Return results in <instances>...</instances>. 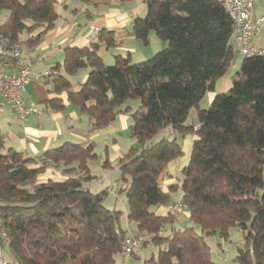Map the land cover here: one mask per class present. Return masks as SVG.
<instances>
[{
  "label": "trees",
  "instance_id": "1",
  "mask_svg": "<svg viewBox=\"0 0 264 264\" xmlns=\"http://www.w3.org/2000/svg\"><path fill=\"white\" fill-rule=\"evenodd\" d=\"M145 2L146 15L134 19L129 33L145 43L155 33L168 45L138 63L130 62V54L118 55L113 65L99 55L101 44L67 48V73L91 68L87 80L71 91V101L89 117L93 130L130 112L129 100L140 101L129 130L141 146L127 152L119 169L125 182L130 178L123 191L127 218L136 225L132 232H165L144 244L164 246L146 264H217L205 235L218 232L228 238L234 227L245 238L237 262L264 264V57L245 56L232 74L231 89L202 109L201 100L235 58L233 20L224 1ZM59 5L58 0H0V32L27 44L32 38L26 35L35 28L44 26L43 34L54 26ZM97 36L110 46L115 30L103 28ZM53 82L57 89L71 85L63 75ZM48 103L61 106L54 99ZM194 108L197 121L188 122ZM165 130L175 135L154 141ZM190 133L197 137L181 183L164 191L159 178L170 161L184 154L178 136ZM95 150V142H66L36 159L7 147L0 128V229L9 238L2 247L9 245L18 264H118L128 230L120 225L124 212L103 204L109 187L89 186ZM50 167L67 178L39 181ZM177 190L197 227H178L174 213L158 215L151 209L170 204Z\"/></svg>",
  "mask_w": 264,
  "mask_h": 264
},
{
  "label": "crops",
  "instance_id": "2",
  "mask_svg": "<svg viewBox=\"0 0 264 264\" xmlns=\"http://www.w3.org/2000/svg\"><path fill=\"white\" fill-rule=\"evenodd\" d=\"M58 2L60 4L58 9L59 17L54 26L42 34L44 26L41 25L26 35L32 39L26 44L23 59L31 65L34 73H43L52 69L57 75L67 77L71 85L57 89L53 80L46 81L32 77L25 86L23 92L24 101L29 105H36L42 110V113L38 115L32 114L24 121H16L12 117L10 105L2 106L0 107V128L5 135L7 147H12L17 151L23 152L26 156L36 159L40 158L45 151L59 147L66 142H95L97 147L100 142L105 140V143L101 144L106 145L105 153L108 158L104 161H109L107 167H104L106 170V168L112 167L115 161H118L117 164H119V161L128 152L122 148L120 138L125 131L129 130V126L132 123L131 113L134 109L127 113L118 114L116 119L108 126L93 130L89 117L80 113L70 98L71 91L79 89L80 85L87 80L91 68L83 67L74 75L67 73L63 67L65 53L67 48H82L90 46L92 43L101 44L98 47L99 55H101V51L110 53L112 47H115V50L133 53L137 48L141 47L143 42L141 43V39L129 32L134 19L146 15L147 4L145 0H92L90 4H84L80 0H58ZM62 2L67 5H62ZM256 14H264V0H257ZM91 26H96L99 30L103 28L115 30L114 44L109 46L104 42H100L97 36L99 30L91 29ZM253 43L257 45L264 44V31L253 39ZM231 44L235 58L230 68L236 71L240 68L245 56L239 51L238 42L232 41ZM118 55L123 56L124 54L112 53L114 58ZM150 55L151 52L146 53L144 56L149 57ZM229 69L226 75L217 80L215 89L209 91L202 99H207V107L218 93L227 92L231 89L234 71L229 72ZM53 99L61 106L51 107L48 102ZM193 113H196L195 118L192 117ZM193 121H197L196 108L191 111L188 120V122ZM161 135L174 136L175 133L165 130L159 136ZM196 137V134L193 133L178 136V141L182 144L184 154L183 157L180 156L182 158L178 157L180 159L176 158L170 161L161 174L159 181L164 191H169L170 185L178 182L174 174L179 170L183 172V169L189 164L193 141ZM104 175L109 178L108 173ZM66 178L67 175L62 173L60 169L50 167L39 176V181L48 179L62 181ZM89 186L92 189L97 188L93 187L94 185ZM99 186L100 189L108 187L103 183L99 184ZM177 191L180 192L179 198H172V202L182 198L181 190ZM152 208L158 215L166 216L170 212L168 205ZM127 212L128 208L124 211L126 221L130 225H134L136 229L135 223L128 220ZM184 214L189 219L190 214ZM180 222L183 223V220L180 221L176 218L175 225L177 226ZM127 230L128 232L134 231V229L130 228Z\"/></svg>",
  "mask_w": 264,
  "mask_h": 264
},
{
  "label": "built area",
  "instance_id": "3",
  "mask_svg": "<svg viewBox=\"0 0 264 264\" xmlns=\"http://www.w3.org/2000/svg\"><path fill=\"white\" fill-rule=\"evenodd\" d=\"M223 1L233 20L231 42H238V49L244 56L264 57V44L253 43V39L264 31V14H256L257 0ZM90 28L99 30L96 26ZM25 49L26 42L24 40H12L0 32V107L10 105L12 117L16 121H24L32 114L42 113V110L36 105H29L24 101L23 92L31 78L52 81L58 76L52 69L43 73H34L31 65L23 59ZM198 127L199 124H196L195 128ZM168 208L174 214L179 212L190 214V209L182 198L168 204ZM164 234L163 230L137 233L130 231L125 235L122 252L126 256H132L139 253L146 242ZM8 242L7 234L0 229V264H8L4 258L2 247L3 243L7 244Z\"/></svg>",
  "mask_w": 264,
  "mask_h": 264
},
{
  "label": "rangeland",
  "instance_id": "4",
  "mask_svg": "<svg viewBox=\"0 0 264 264\" xmlns=\"http://www.w3.org/2000/svg\"><path fill=\"white\" fill-rule=\"evenodd\" d=\"M7 13V12H5ZM143 42V43H142ZM141 47L137 48L133 53H127L122 52L120 50H115V47H112L110 50V53H106L101 51L100 54L104 57V60L107 64L113 65L115 63L116 57H112L113 54H124V57H128L130 54V62L131 63H138L141 61H146L153 57L157 52L163 50L167 45L168 41L160 39L155 35V33H152L151 38L149 40V43H145L141 40ZM140 46V45H139ZM151 55L149 57L144 56L146 53H150ZM234 64V63H233ZM234 69L230 68L229 72H233ZM206 98L201 101L200 105L201 108H207V102ZM140 101L138 100H129L128 104H132L133 109H135ZM87 116V115H86ZM192 117H196V113L192 114ZM162 136V135H161ZM161 136H156L154 141H157L160 139ZM105 143V140L100 142V144L96 147V153L97 157L90 161L89 165L91 168L92 174L95 176L94 179L89 182L90 185H94L93 190L100 189L99 184L103 183L104 185H107L109 187V193L105 197L103 204L105 207L110 209H117L122 210L123 212L125 209L128 208V201L124 189L127 188L130 182L124 181L122 179L121 171L119 169L118 161H115L112 167L104 169V160L108 158L106 156V145L101 144ZM112 143V142H111ZM120 143L122 148L127 152L132 147L139 148L141 144L139 141L132 137L130 134V130H127L123 133V135L120 138ZM183 157V155H182ZM180 157V158H182ZM178 158V159H180ZM105 173L109 174V178L105 177ZM181 170L177 171L174 175L175 178L178 180L177 184H180V180L182 179ZM179 191L173 192L172 198L178 199L179 198ZM154 209V208H152ZM123 214L121 217L120 225H122V228L127 230L128 228L134 229V225H130ZM175 218H178V220H183V223L180 222L177 226H183L184 224L187 225H193L197 227L192 221L187 219L186 215L183 212L175 214ZM129 224V225H128ZM136 226V225H135ZM205 239L209 246L211 247V257L214 262L217 264H239L237 262V256H238V247L243 246L245 243V238L243 236V233L238 228H231L229 230V236L228 238H223L220 236V234L217 232L215 234L205 235ZM160 249H164L163 245H156L149 243L143 249L139 252L137 256H126L123 253L118 254L117 256V262L118 264H146L147 261H149L152 257L155 259L158 258V254ZM3 255L8 260L10 264H18V262L14 259V257L11 255L9 250V245H7L3 249Z\"/></svg>",
  "mask_w": 264,
  "mask_h": 264
}]
</instances>
